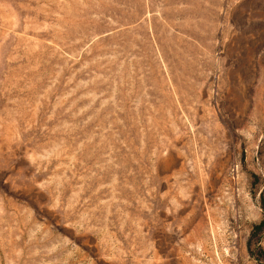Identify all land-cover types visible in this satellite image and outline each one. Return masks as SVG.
Listing matches in <instances>:
<instances>
[{"label": "rangeland", "instance_id": "rangeland-1", "mask_svg": "<svg viewBox=\"0 0 264 264\" xmlns=\"http://www.w3.org/2000/svg\"><path fill=\"white\" fill-rule=\"evenodd\" d=\"M0 264H264V0H0Z\"/></svg>", "mask_w": 264, "mask_h": 264}]
</instances>
